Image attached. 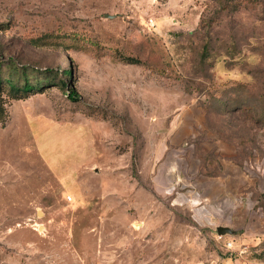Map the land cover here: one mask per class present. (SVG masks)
Instances as JSON below:
<instances>
[{
  "label": "rangeland",
  "instance_id": "rangeland-1",
  "mask_svg": "<svg viewBox=\"0 0 264 264\" xmlns=\"http://www.w3.org/2000/svg\"><path fill=\"white\" fill-rule=\"evenodd\" d=\"M0 64L55 79L0 92V264H264V0H0Z\"/></svg>",
  "mask_w": 264,
  "mask_h": 264
},
{
  "label": "trees",
  "instance_id": "trees-1",
  "mask_svg": "<svg viewBox=\"0 0 264 264\" xmlns=\"http://www.w3.org/2000/svg\"><path fill=\"white\" fill-rule=\"evenodd\" d=\"M209 45L206 44L204 46V53L203 57H206V52L208 53ZM130 63H140L141 59L138 57H131L127 56L124 57ZM18 68L17 77L8 76L4 77V72L2 69V65L0 64V92L5 89H8L10 95L14 98L20 99L30 96L31 94L35 93L36 91L43 90L45 85L49 82H55V79H49L46 76H41V72H29V69L21 65L20 67L16 65ZM50 71V70H48ZM73 77V69L69 68H60V80L61 86L65 88L68 92V95L71 98H78V92L75 88L71 87L69 84V79ZM202 88V87H201ZM205 90H209L208 93L210 97L213 98V87L207 86L204 87ZM211 88V89H210ZM209 97V98H210ZM4 107L3 104L0 102V117L4 115ZM260 121L262 120L264 123V110L260 114Z\"/></svg>",
  "mask_w": 264,
  "mask_h": 264
},
{
  "label": "water",
  "instance_id": "water-1",
  "mask_svg": "<svg viewBox=\"0 0 264 264\" xmlns=\"http://www.w3.org/2000/svg\"><path fill=\"white\" fill-rule=\"evenodd\" d=\"M217 230L221 234H225L227 232H233L232 229H230L229 227H225V226H219Z\"/></svg>",
  "mask_w": 264,
  "mask_h": 264
},
{
  "label": "crops",
  "instance_id": "crops-1",
  "mask_svg": "<svg viewBox=\"0 0 264 264\" xmlns=\"http://www.w3.org/2000/svg\"><path fill=\"white\" fill-rule=\"evenodd\" d=\"M209 197H213V194H208Z\"/></svg>",
  "mask_w": 264,
  "mask_h": 264
},
{
  "label": "built area",
  "instance_id": "built-area-1",
  "mask_svg": "<svg viewBox=\"0 0 264 264\" xmlns=\"http://www.w3.org/2000/svg\"><path fill=\"white\" fill-rule=\"evenodd\" d=\"M70 198H72V197L70 196ZM229 245H231V243H229Z\"/></svg>",
  "mask_w": 264,
  "mask_h": 264
}]
</instances>
